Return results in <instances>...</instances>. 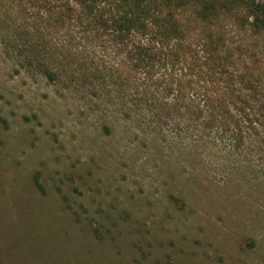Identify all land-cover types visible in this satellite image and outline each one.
<instances>
[{
    "label": "rangeland",
    "instance_id": "374dc122",
    "mask_svg": "<svg viewBox=\"0 0 264 264\" xmlns=\"http://www.w3.org/2000/svg\"><path fill=\"white\" fill-rule=\"evenodd\" d=\"M185 3L196 59L148 70L137 33L77 58L68 25L0 0V264H264V94L243 90L264 73V34L232 14L207 29ZM214 47L233 58L198 82L188 68Z\"/></svg>",
    "mask_w": 264,
    "mask_h": 264
},
{
    "label": "trees",
    "instance_id": "16d2710c",
    "mask_svg": "<svg viewBox=\"0 0 264 264\" xmlns=\"http://www.w3.org/2000/svg\"><path fill=\"white\" fill-rule=\"evenodd\" d=\"M6 1L15 9L21 8L19 12L24 15L35 14L39 20H50L44 22L47 28H57L60 31L68 25L73 31L74 38L70 48L77 54V58L83 49L92 45L101 47L106 39H111L114 44L122 47L123 41L130 40L129 38L133 33H137L139 40L135 48L137 67L143 66L145 68L146 66L148 70H154L155 67L169 69L170 62L195 56L193 43H190L188 39L187 24L181 18L182 12L186 11L185 0ZM23 6L25 7L22 8ZM193 14L198 18V22H202L207 29H209L208 24H212L215 20L227 18L232 14L235 17L233 20L241 26L261 35L264 34V0H200V7L198 5L196 13ZM6 15L12 19L18 18L16 14H12L8 10ZM216 36L210 34L208 44L212 46L215 43L216 47H223L224 44H221V40ZM143 38L148 39V44L141 41ZM216 50L214 47L212 52L207 53L205 62H210V67L201 69V66H198L199 64L194 61L195 64H191V67L188 68L189 72L197 71L198 82L211 80L215 76L222 77V70L216 66V63H220L219 60L223 63L232 60L233 54L231 52L226 54L221 49L220 51ZM194 58L196 59V56ZM202 66L205 65L202 64ZM163 80L166 81L163 82ZM257 80L264 82V73H260L258 70L252 75L250 74L249 78H245L246 84L243 90L253 95L259 92L264 94V87L261 90L258 89L260 87H258ZM158 81L159 87L155 88L157 93L164 94L172 91L171 88H173L175 81L173 76L164 75ZM190 86H192V82L186 81L181 92L186 93ZM176 87L179 88V84H176ZM157 93L147 86H142L137 79V96L151 98V95H155L154 98H156L159 96ZM235 93V90L228 86V93L225 96L227 95L229 102L235 99ZM260 96L262 95L260 94ZM160 100L156 99L157 102ZM225 101L226 99L223 100V102ZM159 104H161L162 111L167 114L174 109L171 104L164 102ZM241 105L244 112L250 108L245 101H242ZM193 106L189 103V111L197 112L199 115L201 111L198 108L194 109ZM214 109L215 107L212 105V110ZM194 119L199 121L198 117H194Z\"/></svg>",
    "mask_w": 264,
    "mask_h": 264
}]
</instances>
